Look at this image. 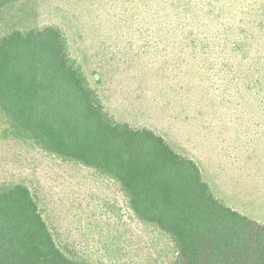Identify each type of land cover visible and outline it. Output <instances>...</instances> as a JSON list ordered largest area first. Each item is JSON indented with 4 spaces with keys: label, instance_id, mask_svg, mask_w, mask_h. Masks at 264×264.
Masks as SVG:
<instances>
[{
    "label": "trees",
    "instance_id": "obj_1",
    "mask_svg": "<svg viewBox=\"0 0 264 264\" xmlns=\"http://www.w3.org/2000/svg\"><path fill=\"white\" fill-rule=\"evenodd\" d=\"M116 2L108 15L118 35L154 38L157 64L186 68L206 86L214 113L251 117L264 131V0ZM45 4L58 5L0 0L3 136L112 180L124 205L104 203L101 215L120 220H109L113 238L80 235L85 248L95 246L94 259L52 226L30 184L0 181V264H102L111 247L106 241L123 235L126 215L158 236L144 241L160 251L154 247L143 264H264V222L220 198L175 141L116 118L104 100L102 66L83 52L80 61L61 25L37 24ZM123 238L116 241L126 250Z\"/></svg>",
    "mask_w": 264,
    "mask_h": 264
},
{
    "label": "rangeland",
    "instance_id": "obj_2",
    "mask_svg": "<svg viewBox=\"0 0 264 264\" xmlns=\"http://www.w3.org/2000/svg\"><path fill=\"white\" fill-rule=\"evenodd\" d=\"M53 1L58 4L56 9L45 4L37 24L61 25L68 32L73 54L83 62L84 53L95 65L102 66L106 94L102 92L110 112L118 119L151 127L176 142L180 152L197 160L220 198L264 222V131H257L251 117L237 119L214 113L215 108L206 104V86L186 68L157 64L161 57H157L154 38L118 35L108 15L117 10L113 9L116 0ZM261 1L241 0V5ZM112 52L116 56L110 58ZM97 53L105 59H94ZM86 70L90 76L87 66ZM3 128L0 120V181L24 180L30 184L52 226L68 238L79 240L77 246L72 245L82 254L98 259L95 246L85 248L80 235L94 233L104 239L115 236L110 221L120 220L101 214L107 201L116 207L124 205L117 184L82 165L6 139ZM142 224L126 215L120 238L124 237L127 249L120 248L116 241L119 237L113 243L106 241L111 247L100 263L143 264L145 254L156 247L144 241L158 236ZM156 249L158 253L160 249Z\"/></svg>",
    "mask_w": 264,
    "mask_h": 264
}]
</instances>
